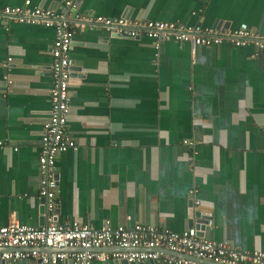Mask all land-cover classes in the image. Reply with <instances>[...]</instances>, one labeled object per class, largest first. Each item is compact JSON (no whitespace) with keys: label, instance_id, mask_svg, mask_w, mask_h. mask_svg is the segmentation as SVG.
Here are the masks:
<instances>
[{"label":"crops","instance_id":"1","mask_svg":"<svg viewBox=\"0 0 264 264\" xmlns=\"http://www.w3.org/2000/svg\"><path fill=\"white\" fill-rule=\"evenodd\" d=\"M30 1L62 10L61 0ZM76 9L220 31L246 24L264 35V0H81ZM54 39L51 27L0 22V226L12 217L44 225L38 157ZM255 53L228 42L170 40L157 49L145 35L76 31L67 128L77 149L57 158L58 221L182 232L200 214L209 218L201 237L264 250V52Z\"/></svg>","mask_w":264,"mask_h":264},{"label":"built area","instance_id":"2","mask_svg":"<svg viewBox=\"0 0 264 264\" xmlns=\"http://www.w3.org/2000/svg\"><path fill=\"white\" fill-rule=\"evenodd\" d=\"M80 1L61 0V11L34 6L30 0L18 6L0 7L2 23L12 21L42 25L55 31V39L50 48V112L43 126L38 157V197L43 201L45 221L41 227H32L20 224L12 217L7 225L0 226V261L6 264L21 259L36 264H92L96 260L114 259L124 260L127 264L147 260H154L156 264H264V250L240 251L227 242H216L199 236L196 228L174 232L142 223L131 227H112L106 223L102 228L95 229L77 221L56 220L57 158L68 150L77 149L67 128L69 85L71 67L74 65L70 50L76 31H84L87 27H102L110 34L121 37L145 35L154 41L157 49L161 42L174 40L190 43L193 47L214 46L223 42L237 47L252 45L256 50L253 56L264 52V35L251 31L246 24L234 30L220 31L198 24L72 13ZM10 61L11 58H7L2 67L8 68ZM186 143L194 144L192 141ZM189 192L194 196L197 189L192 188ZM107 248H116L117 251H104Z\"/></svg>","mask_w":264,"mask_h":264},{"label":"water","instance_id":"3","mask_svg":"<svg viewBox=\"0 0 264 264\" xmlns=\"http://www.w3.org/2000/svg\"><path fill=\"white\" fill-rule=\"evenodd\" d=\"M76 11H77V9L73 10V12H76ZM73 66L71 67V70H76L77 68L73 67ZM56 178L58 180V174H57ZM40 201H41V203L43 202L42 200H40ZM42 207H43V212H44V206L42 205ZM55 213H57V211ZM196 216H198V215H196ZM198 218H199V220H197L195 224L191 220V222H189L188 227L189 228L195 227L196 229H199L200 232H198V235L199 236H203L204 225L208 223L209 218L206 217V216L200 215V214H199ZM56 220H58L57 216H56ZM170 254L180 255V254H175V253H170ZM0 264H6V263L3 262V261H0ZM115 264H127V263L124 260H115ZM138 264H156V261L147 260V261H144V262H140Z\"/></svg>","mask_w":264,"mask_h":264}]
</instances>
